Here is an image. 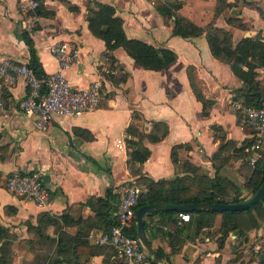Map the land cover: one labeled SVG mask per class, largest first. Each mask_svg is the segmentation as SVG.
<instances>
[{
  "label": "crops",
  "instance_id": "1",
  "mask_svg": "<svg viewBox=\"0 0 264 264\" xmlns=\"http://www.w3.org/2000/svg\"><path fill=\"white\" fill-rule=\"evenodd\" d=\"M37 1L48 15L23 12L18 0H0V58L29 61L24 32L32 41L43 71L50 74L58 68L50 46L72 41L78 46L79 60L65 71L66 79L78 88L100 82L102 95L90 112L77 117L55 116L49 129L40 132L34 117L24 115L18 107L26 94L24 80L18 79L6 92L0 109V257L4 243H10L5 251L11 255L5 264L13 260L23 264L17 243L33 239L28 222L36 225L38 216H60L79 203L81 222L75 227L78 235L75 230L68 235H83L87 246L97 250L83 264H119L109 248L96 244L94 237L106 231L101 212L108 213L111 223L115 218L118 186L136 183L140 176L165 181L171 190H178L179 198L183 197L184 178L204 188L219 180L237 190L242 200L251 197L244 186L253 171L244 143L250 140L251 132L240 124L239 112L231 105L234 100L244 101L238 96L243 83L228 64L212 56L205 32L190 39L174 36L171 22L155 9L163 0ZM177 1L182 4L178 14L200 27L211 23L228 31L234 45L244 37L260 36L264 40V0ZM94 2L114 8L127 37L167 47L176 53V60L154 71L136 65L121 47L107 57L104 41L92 35L87 26V7ZM188 67L193 68L204 97L213 100L207 116L202 115V104L190 87ZM256 80L264 84V68L256 69ZM154 122L167 126L166 136L158 142L143 136L150 133ZM76 129L85 131L80 134ZM88 135L91 138H86ZM139 139L150 154L142 165L130 169L128 141ZM120 140L121 148L117 146ZM176 145L181 147L176 150L174 162L171 152ZM34 170L42 173L49 193L47 207L6 189V178L14 171ZM140 186L143 191L148 188ZM77 215L75 212L73 216ZM200 218L203 225H199L197 216L183 221L179 212L172 216L155 212L147 221L145 236L153 249L162 252L166 264H238L244 257L234 253L238 255L240 249L244 252L264 237V221L258 227L223 234L219 229L221 214ZM210 220L212 224L208 225ZM47 235L57 240L53 226L47 228ZM34 248L39 249L38 241H34ZM68 248L73 251L71 246ZM256 252L259 254L260 248Z\"/></svg>",
  "mask_w": 264,
  "mask_h": 264
},
{
  "label": "trees",
  "instance_id": "2",
  "mask_svg": "<svg viewBox=\"0 0 264 264\" xmlns=\"http://www.w3.org/2000/svg\"><path fill=\"white\" fill-rule=\"evenodd\" d=\"M181 2L177 0H163L162 3L155 6L156 11L164 18L166 22H171L172 34L181 38L190 39L198 37L205 32L207 44L212 56L229 65L233 74L243 83L242 89H239L238 96L244 98V102L248 105L255 107H264V84L256 80V69L264 68V40L260 36L244 37L235 45L232 42L231 34L222 29L216 28L213 24L209 23L205 27H200L190 21L188 18L178 14L181 7ZM72 9H75L71 7ZM35 15L45 16L48 12L43 10V6L38 3V7L34 11ZM86 21L89 31L97 38L104 41L106 53L121 47L133 59L134 63L144 69L160 71L173 63L177 55L167 47H155L140 39L129 38L126 36L123 29V21L120 17L115 16V10L111 5L94 2L87 7ZM22 37L30 50V59L27 62L28 66L33 70L38 78H45L47 74L43 71L40 62L36 56L33 48L32 41L23 32ZM187 75L190 87L196 99L202 104V115L207 116L209 108L213 104V100L205 98L199 89L195 78L193 76V68L188 67ZM5 97H3V102ZM4 104V103H3ZM77 132H83V129H76ZM167 133V126L161 122H154L150 133L143 135L151 142H158L162 140ZM86 138H91L90 135ZM247 162L253 152L251 141H245ZM130 151L128 153L127 165L130 169L142 163L148 158L150 151L143 145L142 140L128 141ZM181 145L172 147L171 157L176 161V150ZM225 145L220 146L219 150L224 148ZM242 150V149H241ZM94 162V161H93ZM190 169H194L190 166ZM139 170V169H138ZM137 169L134 172H138ZM8 178V177H7ZM6 178V182H7ZM187 179V178H186ZM189 180V179H187ZM185 178L182 182L183 197L179 198L178 190L173 189L167 185L165 181H153L152 179L140 176L137 179L138 185H147L146 191H143L138 199L135 209L146 204L166 203V204H198V203H240L243 202L239 196L238 191L230 187L227 183L220 184L219 180L211 183L208 188L202 187L200 184L192 180L187 181ZM264 181V161H258L253 168L252 173L247 178L244 186L249 191L251 196L262 185ZM6 185V183H5ZM231 195L230 198L225 196ZM234 193V194H233ZM82 204H72L67 211L63 212L60 216L42 215L37 217L36 225L28 222V230L33 233L32 240H20L17 243V253L23 258V264H83L90 255L97 252V250L90 248L86 244L83 235L77 237H70L68 234L71 232L77 233L76 224L81 222L80 210ZM78 213L74 217V213ZM160 212L161 214L174 215L176 211H158L154 210L146 215L144 221V231L147 227V221L150 219L152 213ZM190 218L197 216L199 225H203L204 221L200 218L206 214L214 215L221 214V221L219 229L223 234L230 231L236 232L239 229H248L258 227L264 221V195L262 198L245 210L236 211H189L186 212ZM105 229L109 231L115 224V218L110 222L108 220V213L101 212ZM208 225L212 224L210 220ZM54 227V231L58 234L55 241L47 235V228ZM3 229H0V232ZM127 233L132 236L137 235L136 220L133 219L131 226L128 228ZM78 235V233H77ZM1 238V235H0ZM34 241H38L39 249L35 250ZM55 250V256L51 255ZM10 246V243H4L2 246V256L0 257V264H5L6 260L11 255V252H6L5 249ZM68 246H71V252ZM109 252L113 254L116 263L125 264L123 260L117 257L115 251L110 246ZM161 257L162 252L157 250ZM259 264H264V248L259 253ZM11 264H17L13 260Z\"/></svg>",
  "mask_w": 264,
  "mask_h": 264
},
{
  "label": "built area",
  "instance_id": "3",
  "mask_svg": "<svg viewBox=\"0 0 264 264\" xmlns=\"http://www.w3.org/2000/svg\"><path fill=\"white\" fill-rule=\"evenodd\" d=\"M23 12H33L38 7L37 0H18ZM58 68L38 78L27 62L9 57L0 58V109L3 97L13 88L18 79H23L26 94L18 102L19 110L26 116L34 117L36 128L46 132L55 116L77 117L93 110L102 95L100 82H92L85 88L74 87L65 77V71L79 60L78 46L69 40L55 42L50 46ZM231 105L239 112L242 126L249 128L253 152L249 158L254 168L258 161H264V107L246 104L243 100H234ZM120 140L117 144L122 147ZM6 189L17 196L32 201L37 206L49 205V193L44 185L42 173L14 171L7 178ZM119 200L115 210V224L107 232L94 237L96 244L110 246L117 257L125 264H153L150 254L145 250L137 236L127 233L135 218L136 205L143 192L135 182H125L118 186ZM183 221H189L190 215L179 212Z\"/></svg>",
  "mask_w": 264,
  "mask_h": 264
},
{
  "label": "water",
  "instance_id": "4",
  "mask_svg": "<svg viewBox=\"0 0 264 264\" xmlns=\"http://www.w3.org/2000/svg\"><path fill=\"white\" fill-rule=\"evenodd\" d=\"M264 195V181L262 185L255 191V193L247 200L240 203L222 204V203H198V204H166V203H155L146 204L137 208L135 213L136 227H137V238L142 243L145 250L150 254L153 264H166L163 262L160 253L153 249L148 242L145 231L144 221L146 215L154 210L163 211H178V212H189V211H236L245 210L250 208L252 205L257 203Z\"/></svg>",
  "mask_w": 264,
  "mask_h": 264
},
{
  "label": "rangeland",
  "instance_id": "5",
  "mask_svg": "<svg viewBox=\"0 0 264 264\" xmlns=\"http://www.w3.org/2000/svg\"><path fill=\"white\" fill-rule=\"evenodd\" d=\"M261 239L256 241L255 243L256 245L253 244V245L247 246L244 252H243L244 249L243 250L240 249L242 252H240L238 255L234 253V256L236 255L239 257L241 255V257L242 256L244 257L242 261L238 262V264H259L260 255L256 252V249L258 250L260 248L261 250L262 248H264V241H261Z\"/></svg>",
  "mask_w": 264,
  "mask_h": 264
}]
</instances>
